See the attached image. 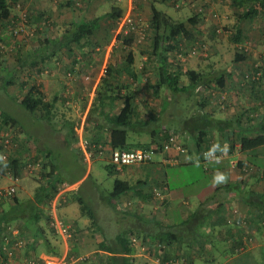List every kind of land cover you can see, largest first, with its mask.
Listing matches in <instances>:
<instances>
[{"label":"crops","instance_id":"0c3cea01","mask_svg":"<svg viewBox=\"0 0 264 264\" xmlns=\"http://www.w3.org/2000/svg\"><path fill=\"white\" fill-rule=\"evenodd\" d=\"M107 1L55 0L57 4H53L52 15L63 27L65 25L72 27L75 23L81 22L75 20L76 15L86 16L88 13L92 14L90 20L101 18L111 9L103 8L104 2ZM159 1L160 5H166L167 0ZM202 1L203 4L204 2L211 4L210 8L213 7L212 9L216 11L220 10L216 3L214 5L210 0ZM197 2L201 1L197 0ZM154 3L153 0L149 1L150 8ZM139 8L142 11V6ZM238 8L235 16L237 23L234 27V36L241 28L243 31L241 40L254 39L253 36L257 38L259 25L256 23L259 19L240 21L239 16L243 15L245 8ZM82 9H84L83 13H81ZM85 11L86 14H84ZM44 12L46 10L36 13L38 23L44 15L51 16ZM195 14L201 15L197 24L201 30L211 26L208 19L205 22L208 14L194 13L193 15ZM81 19L86 18L82 17ZM107 23L106 19L100 20L101 29L98 31L101 34H105L104 30L107 31ZM215 28L214 23L210 29L211 36L213 34L216 36L219 28ZM252 28L255 31H251ZM71 31L73 32V30L67 29L64 34L57 37L63 39L66 32ZM200 32L198 31V34ZM205 34L208 33L204 32L203 37ZM100 38L70 43L71 47H75L77 44L82 47V42L84 47L89 48L84 55L63 52L62 55L57 53L51 59L35 57L31 61L41 62L43 67L37 64L30 65L28 68L30 73L23 79L30 81L37 78L36 83L45 95V101L51 107L49 112L31 113V121H26L25 124L19 122L8 111L0 109V130L3 124L2 114H6L14 123V129L18 134L16 136L21 138V147L15 152L14 157L21 160L20 163L31 161L40 164L33 171L26 170L23 173L20 169L19 175L12 177V172L8 170L9 163L4 162L0 152V176L8 177L11 181L8 187H15L16 193L18 190L16 182L20 181V190L24 196L29 197L24 203L26 210L21 215L13 211L14 207L21 204L16 193L12 197L0 200V225L4 224L0 229V264H9L1 261L2 247L6 241L11 244L17 241L25 242V247L17 250L16 257L10 264H19L29 256L36 257L40 262H53L65 253V242L54 226V213L51 214L48 211L49 204L53 205L56 197H59L58 203L60 202L62 218L57 216V211L55 215L64 226L69 228L70 232L67 242L69 253L77 257H88L81 264H112L110 257L115 255L113 251L122 249L121 244L116 241L118 234L131 232L143 241L144 237L148 236L146 239L150 242L152 236L156 233H159L157 235L164 234L166 230L181 233L183 229L187 228L185 224H189L188 220L194 213L183 212L182 220L184 221L179 223L175 222L172 216L166 215V209L168 210L173 205L175 196L172 193L174 187L178 186L177 183L198 184L194 167L192 168L194 165L196 167L201 165L205 174L211 176V183L205 186V189L202 188L193 193L199 204L196 213L200 215L206 209L207 212L205 211L203 214L206 213L208 216L203 225L198 224L196 231H183L180 238L184 243L173 242L174 245L171 248L175 249L183 245L182 248L180 247L183 251H190L191 254H195L196 260L201 261L200 264H206V258L200 260L198 255L212 256L208 253V248L211 245L206 244L209 240H219L231 244L232 247L231 238L240 241L245 238L250 246L248 250L250 254L253 253V249L264 247V169L257 168L250 161L249 152L255 149L241 151L238 147L244 137L254 135L252 131L248 130V124L249 119L252 120L253 117L254 119L256 117L251 112L258 110V106L253 103L255 101L253 100L255 96L252 97L253 90L242 86L241 82L244 69L248 68V56H246V60L238 62H235V58L232 59L230 69L222 71L218 70L215 65L219 62L220 51L218 49L211 50L208 56L200 55V59L191 58L186 64H182L179 59L176 61L177 52H169L167 55L170 69L180 67L183 71L192 69L203 71L205 74L204 85L195 91L189 90V80L182 76L181 86L176 92L185 96H193L191 98H194L195 106L184 104L173 107L171 96L174 91L167 86L158 84L157 70L160 56L152 57L153 42L151 39L144 43H138L134 36L135 41L132 45L126 46L123 44V40L108 43L103 37L100 36ZM181 43L182 47L193 45V42L182 41ZM111 44H116L113 50H110ZM141 44H144L142 45L144 49L139 48ZM119 48H122V51ZM121 52H125L126 55L120 54ZM98 53L104 54V57H96L95 54ZM50 62L54 64V68L49 71L47 63ZM205 63L208 64L210 72L204 70L202 64ZM102 69H105L104 74ZM39 70L43 72H38ZM44 70L47 71V78L36 77L37 74H43ZM62 73L65 74L63 79ZM222 75L225 78L228 96L231 98V105L226 110L216 109L211 105L213 100L211 93L216 89V77ZM62 85L63 88H61ZM8 88L16 96L18 89L16 91L14 86ZM99 88L102 93L98 98ZM1 89H4L3 84H0ZM127 98L133 103L134 110L129 123L130 128L125 148H150L159 145L167 139L168 132L175 131L179 134L181 144L187 153L180 155V163L173 167H187L185 172L176 170L169 172L167 167L155 161L151 164L125 166L120 173L124 175L123 181L128 182L132 187L130 191L116 197L111 196L113 189L104 193L98 189L99 192L96 196L93 195L90 187L82 191L80 185L86 181L84 179L86 175L69 186L64 185L65 182L61 184V179L58 178L60 167L57 165V158L50 150L43 148L41 139H47V137H42V133H52L55 139L62 140V143L66 144L65 146L68 145V151L71 152L72 149L77 148V144L80 146V139L75 128L84 122V138H82L88 142L89 151L93 157L110 163V155L113 150L111 121L120 114ZM191 98L188 100L190 101ZM9 99L19 103L15 97ZM80 103H83L84 106H81ZM255 103L258 102L255 101ZM251 109L253 110L251 111ZM242 114H244L243 117ZM71 126L75 132L73 139H79L75 143H72L70 137ZM202 141H204L203 145L199 148L200 150H197L196 144ZM208 142L219 145L220 156L214 160L204 157L201 153L204 145ZM174 154L172 153V155ZM237 159L244 163H239L237 168H232V161ZM160 166L165 168L164 172H161ZM223 171H227L228 177L218 182L216 178L220 175L224 176ZM151 173L152 179L154 178L152 181ZM57 174L58 177L55 180ZM200 178L206 179L202 172ZM12 181L15 183L13 184ZM42 183L49 184L46 186L48 187L47 192L52 193L49 197L48 194H45L43 200L42 187L44 186ZM221 187L225 189L218 192V188ZM79 191H82L83 198L76 194ZM156 191L164 195L163 200L158 201L155 198ZM203 191L205 192L201 193ZM208 200H212V202L206 203ZM183 202L187 203L186 200ZM83 203L88 210L90 209L94 213V223L89 214L82 211ZM7 207L10 209L7 210ZM96 207H107L105 211L108 212L109 221L101 215L104 209L97 212ZM234 209H239L240 217L245 219L243 226L236 225L232 214ZM112 223L117 225L124 223V228L110 234L109 228H105L104 225ZM157 226L159 227L157 228ZM195 232H197V240H203L206 243L200 246L195 243L190 238L194 237ZM132 247L134 253L127 259H132L133 264L136 262L137 264H152V259L141 250V245L133 244ZM194 264L196 263L194 262Z\"/></svg>","mask_w":264,"mask_h":264},{"label":"rangeland","instance_id":"374dc122","mask_svg":"<svg viewBox=\"0 0 264 264\" xmlns=\"http://www.w3.org/2000/svg\"><path fill=\"white\" fill-rule=\"evenodd\" d=\"M149 1H152V0H135L134 2L135 8H136V12L134 13L135 15H137V18L140 19L139 24L143 28H146L145 32H142V33L134 32L135 38L138 43H144L150 40L149 37L151 35V32L149 31V23L151 21V8H150ZM153 1L158 6V9L166 11L169 15H171L172 17L180 21H188V18L192 16L194 13L208 14V17L205 18V22H207V19H208V22H211L210 24L211 26L214 25L215 23L216 25L215 29L219 28L220 32H217V33L215 32L216 36H214V34L213 36H211L212 34V31L210 30L211 26H207L209 28H206L204 25L205 28L202 26L204 28L203 30H201L200 26H197L196 32H197V35L199 36L196 37L197 39L195 38L196 39L195 44L200 43V42L202 43V40H203L206 47H208L209 51L215 50V49H218L220 51L219 62L215 64L217 65L216 68L218 70L225 71V70L230 69V62L232 61V59L235 58V53L237 52L236 48H238V51L240 50V52H242L241 49H239L240 46H249L251 47V50H252L247 60L248 68L244 69V73L250 70L252 64H255V63H260L261 67H263V70H264V58L261 59L258 57V51L260 50L262 43H264V20L257 19L258 21L256 24L259 25L257 29V38L253 36L254 39L244 40L242 44H237L233 32H234L235 24L237 23V18L235 16L237 15V11L239 10V8L236 5H234L231 0H210L212 4L215 5L216 3L218 8L220 9L219 11L212 9L213 7L210 8L209 5L211 4H207L205 2L203 4L202 0H200L201 2H197V0H186V1L185 0H167V2L165 3L166 5L164 4L160 5L159 0L157 1L153 0ZM53 4L54 5L57 4L55 0H21L20 2H18L17 8L13 10L11 13L12 19L14 17H18V18L15 19V21L12 20L11 25H9L10 30L6 32L8 38L5 39V43H4L6 45V48L4 50V53H6L4 60H5V67L11 69L15 73L14 80L17 81V85H14V87L16 91L18 89V91L16 92L17 97L20 96V87L18 83L21 82L23 78H26L25 76L30 73L28 70V68H30V65L27 64V62H26L27 65L25 64V66L21 68V67H17L18 66L17 61L20 55L22 58L24 57V54H27L33 49L35 50L36 48H38V43H35V41H33L34 33L39 32L42 39L47 38L51 40L54 37L64 34L67 29L74 30L75 32V29H73L72 27H69V25L68 26L65 25L63 27V25L58 23L57 18L53 17L54 16L52 15L53 9H54ZM112 5H114L113 2L111 0H108L107 2H104L103 8L108 10L111 8ZM117 5H119L121 8H123L127 12L129 0H119ZM140 6H142V11L139 8ZM40 10H46V12L44 13L45 14L48 13L51 16L44 15V17H41V19H39L40 22L38 23V18L36 16V13ZM83 10L84 9L81 10L82 11L81 13H83ZM31 14L33 15L31 16ZM84 14H86V11ZM91 16L92 14H88V13L86 14V16H84L83 14L82 16L76 15L75 20L81 21L82 17L88 20L91 18ZM21 17L25 18L28 22H29V19H32V23L31 24L27 23V25L22 24ZM21 27L24 29L23 31L19 30V28ZM17 30L18 32L19 31L20 32L16 33ZM252 30L255 31L254 28H252L251 31ZM198 31H201L200 32L201 35L200 33L198 34ZM127 32H129V30H127ZM204 32L208 33L204 35L205 37H203ZM66 33L70 34V32L69 33L66 32ZM113 34L114 35L111 36L112 38L111 42H116V36H117L116 30ZM100 36L104 38V36H107V35L101 34L99 32L97 39H101ZM81 40L84 42L88 39L86 37L81 36ZM57 45L58 44H56L55 47H58ZM81 45L82 47H80L78 44L75 45V47H71L70 45L72 50L71 49L66 50L65 48L64 50H62V52L61 51L58 52L59 53L58 55L60 54L62 55L63 52H67V53L74 52V54L76 55L77 54L84 55L85 51L89 50V48L84 47V44H82V42H81ZM115 45L116 44L114 45L111 44L110 50H113ZM142 45L144 44H141L139 48L144 49ZM192 47L193 45L182 47V43H181L180 49H182L181 52L184 54L183 58H181L182 64H186V62L191 58L200 59V55H194V56L191 55L190 50ZM121 49L119 48L120 51H122ZM35 54L36 53L34 54L31 53L30 58H35L33 57V55ZM120 54L126 55L125 52H121ZM95 56L98 58L99 57L103 58L104 54L98 53V54H95ZM179 56L180 55L177 53L176 61H178V59L180 58ZM25 59L27 58L25 57ZM31 61L32 59L29 62ZM175 63L177 64V62ZM38 65L40 67H43V64L41 62H39ZM202 66L204 70H206L207 72L211 71L210 68H208L207 63L202 64ZM47 67L49 71L53 70L54 64L51 62L47 63ZM44 71L45 72L43 74H40V75L37 74L36 77H39V78L43 77L44 79L47 78L46 77L47 71L46 70ZM101 71L103 74L105 73V69H102ZM2 74L7 75L5 74V72H2ZM63 78H65V74L62 73V79ZM34 80L33 79L30 80L29 83L37 84L36 83L37 78L35 81ZM61 88H63V85L61 86ZM247 89H251V88L247 86ZM10 90L11 89L8 87H5L4 89L0 90V109L8 111L10 114L16 117L19 120V122H23L25 124H26V121L30 122L31 113L25 110V108H23L20 103L9 99L11 97H14V93H12V90L11 91ZM100 93H102L101 88H99L98 97ZM221 93L223 92H218L217 94L213 92L211 93V97L213 98L211 105L214 106L216 109L226 110L228 106L231 105L230 104L231 98L228 96L229 93L226 94L225 98H223ZM171 97L173 98L172 100L173 107L177 105L183 106L184 104H187L189 106H193V105L195 106L194 98H191L193 96L181 95V94H178L176 91H174ZM252 97H253V93H252ZM190 98L191 100L189 101L188 99ZM223 101L225 102L223 103ZM253 103L256 104V106H258L259 109L251 112V114L253 113V115L259 116L261 105L259 102L255 103V101H253ZM82 104L80 103L81 106H84ZM253 109H251V111ZM177 110L179 111V108H177ZM45 136L47 137V139H41V143L43 144L44 149L50 150L52 154L57 158V165L58 167H60V171H59V177L57 174L55 176V180L57 179V177L60 178L61 184L65 182L64 185L69 186L70 184H72V182L79 180L84 175H86V178H84L86 179V181L82 185H80V188L82 189V191H85L86 188L88 189L90 187L93 195L96 196L97 193L99 192L98 189L102 190L103 193L110 191L111 189L114 188V183L116 180H120V181L124 180V175L120 172L115 171L113 167L111 168V163H109V161L98 159L95 157L88 160L87 158H85L86 155L83 149H81V147L78 146V144H77V148H75L74 150L72 149L71 152H69L68 151L69 146L68 145L65 146L66 144L62 143V140L59 141V139H55L52 133L43 132L42 137H45ZM70 137L73 139V136H70ZM26 143H28V141H26ZM71 144L72 143L70 142V145ZM249 155L251 156L250 161L252 164H254L257 168L264 169V145L262 147H258L255 150L250 151ZM153 159L156 163L159 162L160 155H155ZM164 167L162 166L159 167L161 172L165 171ZM193 167H194L193 170L196 175L195 178H198V182H197L198 184L190 185L188 182L177 183L178 186L174 187V190L172 193V195L175 196L173 198L174 199L173 205L172 207H169L168 210L166 209V215L168 214V216H172L175 222L181 223L184 221L182 220L183 212L184 213L191 212L192 214L193 213L195 214L198 211L199 204L196 199V196H194L193 193L199 189L201 190L202 188H204L205 186L211 183V176L205 174V172L203 171V167L201 165L197 167L196 165H194L192 166V168ZM185 168L187 167H181V166L177 168L167 167V171L171 172V171L176 170L178 172L182 171L184 173L186 170ZM199 170L203 173L206 179L200 178L201 172ZM24 171L26 170L23 169L22 172L24 173ZM223 174H224L225 179H227L228 177L227 171H223ZM151 176H152V173L150 174V179L152 181L154 180V178L152 179ZM10 182L11 181L8 179V177L0 176V189L10 186ZM12 183L14 184L15 182L12 181ZM16 184L18 186V190L16 194L18 195V198L21 201V204L19 206L14 207L13 211L16 214L21 215L26 210V205L24 203L26 202V200L29 199V197L27 195L24 196L22 191L20 190L19 187L21 185V182L20 181L16 182ZM42 186H44L42 187L43 188L42 189L43 191L42 200H43L45 198V194H48L49 196V192H47L48 187H46V186H49V184L42 183ZM82 191L76 192V194L79 197H82L83 196ZM204 192L205 191L201 193H204ZM182 199L186 200L187 203L183 202ZM48 208H49L48 211L51 214H53L54 212L53 206L49 204ZM9 209L10 208L7 207V210ZM96 209H97V212L99 210L104 209L101 215L105 216L104 218L109 221L110 217L108 215V212L105 211L107 207L105 208L96 207ZM56 211H57V216L59 218H62L60 202L58 203V208ZM193 219L194 218L192 217L188 220L190 221V223L186 224L185 227L187 228L183 229V231L186 232L188 229H190L191 231L192 228H195L194 230L197 229L198 226L197 227L195 226L196 222ZM104 226L107 229L109 228L108 232L112 234L117 231L119 232L122 228H124V223H119V225L112 223V224H106ZM150 242L147 244H150ZM143 243L146 244L145 241H143ZM206 244L211 245L208 248V253L212 255V256H207V258L209 259V262L206 260V264H264V251H262L264 247L253 249V253L250 254V252L248 253L250 246L247 245L246 250L243 253L233 254L234 248L232 249L233 246L231 247V244L229 245L225 242L214 240V239L209 240L208 243ZM176 250L177 251H173L172 254L183 253V256L184 255L186 256L185 251L180 252L178 249ZM151 251L152 252H144V253L150 256V259H152V262H151L152 264H156L155 260L157 259V257L153 256L152 253H156L158 251L155 250L154 247H152ZM194 256L195 254H193V257L191 258L193 260V263L195 262L196 264H200L199 262L201 261L196 260ZM198 257H200V260H201L205 256L204 255L201 256L200 254V256L198 255ZM211 259H213V261H210ZM190 263L191 261L189 262V264Z\"/></svg>","mask_w":264,"mask_h":264},{"label":"trees","instance_id":"16d2710c","mask_svg":"<svg viewBox=\"0 0 264 264\" xmlns=\"http://www.w3.org/2000/svg\"><path fill=\"white\" fill-rule=\"evenodd\" d=\"M20 1L21 0H0V84H3L4 88L17 85V81L14 80L15 73L11 69L5 67L4 58H5L6 53H4V50L6 48V45L4 43H5V39L8 38L6 32L10 30L9 25H11L12 20L15 21V19L18 18V17H14L12 19L11 13L13 10L17 8V4ZM113 1H114L113 2L114 5H112L111 9L105 15H103L101 18H96V19H91V20L83 19L78 24L75 23V25L72 26L73 29L75 28V32L73 30V32L71 31L70 34H65L63 36V39L61 37L52 38L51 40L47 38L42 39L39 32L34 33L33 41H35V43H38V48H36L35 50L33 49L27 54H24V57L22 58L20 55L17 61L18 62L17 67L23 68L26 62L29 65H34V66L36 64L38 65L39 63L29 62L31 59L34 60V58H30L31 53L32 54L36 53L35 55L37 56L33 55V57H39L42 59H51L52 57H54V55L64 50L65 48L66 50L68 49L72 50V48L70 47V43L80 42L81 36L86 37L88 40L93 39V38H98V33H99L98 30L101 29L100 20L106 19L108 21V23L106 24L107 31L104 30L107 36L103 39H105V41H108V43L111 42V39H112L111 36L114 35L113 31L117 30L118 22L126 14V10H124L119 5H117L119 1L118 0H113ZM231 1L238 7L242 9L245 8L243 15L239 16L240 21H242L243 19H251V20L262 19L264 20V0H231ZM200 16L201 15L195 14L191 16L188 19V21H180V20L175 19L171 15H169L166 11L158 9L155 3L152 4L151 21L149 23V31L151 32V35L149 38L153 42L152 57L155 58L156 56H160L159 58L160 64L157 70L158 84L160 86H167L171 90L177 91L181 86L180 84H181L182 76H185L188 78L189 83H190V87H189L190 91H195L204 85V81H205L204 75L205 74H203L204 73L203 71L199 72V71L192 70V69L183 71L182 69H180V67H176L172 70L170 69V66L168 64V55H167L169 52H172V51L173 52L175 51L179 54L182 50L180 49V43L182 41L193 42V45H195L194 42L197 39L196 37H198L197 32H196L197 24L199 23ZM28 23L31 24L32 19H29ZM242 32L243 31L240 28L237 32V35H235V40L237 44H242L244 42V40H241V37H243ZM134 36H135V33L131 29L129 30V32L121 31L120 33L117 34L116 40L117 41L123 40L124 45L130 46L135 41ZM56 44H58L57 45L58 47H55ZM200 46H205V43L203 42V40ZM236 49H237V52L235 53V62L242 61L244 59L246 60L247 57L245 53L240 52V50L238 51V48ZM209 53L210 51L208 50L207 54L209 55ZM25 57L27 59H25ZM252 69L253 71H255V73L259 71L262 72V76L260 80L248 81L246 79V74L249 71L248 70L244 73L241 82H242V86H245L246 88L248 86L249 88L253 90V95L255 96L254 100L260 103L261 110H260L259 116H256L255 119L253 117L252 120L249 119L248 130L252 131L254 135L249 136V137H244L242 139L241 149H240L241 151L247 150V149L248 150L256 149L264 145V70H263V67L262 68L255 67L254 64H252L250 70ZM40 71L43 72L42 70H39L38 72ZM2 72H5V74L7 75H3ZM107 72H109V70H107ZM26 80L27 79H23L21 82L18 83L20 87L21 95L18 97L14 96L15 99L18 100L19 103L22 105V107L25 108V110H27L30 113L40 114L42 112H47V111L49 112L51 107L49 106V103L45 101V95L40 90V87L37 84H31L29 83L30 81H26ZM215 82H216V89L212 91L213 93L217 94L218 92L227 91L226 90L227 85H226L225 78L223 75L216 77ZM100 96H101V93L99 97ZM203 104H204V101H203ZM133 110H134L133 103L131 102L129 98H127L125 100V105L123 109L121 110L120 114L112 119L111 124L113 126L112 127V147L113 149H127L125 148V146L127 143V135H128V131L130 128L129 123L131 120ZM243 115L244 114H242V117ZM2 119H3L2 128L4 126L12 125L11 128L13 130V134L18 135L16 134V130L14 129L13 121L6 114H2ZM71 129H72L71 136H73L75 135V132L72 126H71ZM201 136H202V133H201ZM72 141H73L72 143H75L78 141V139H72ZM203 142L204 141L198 142L196 144L197 150H200L199 148L203 145ZM20 147L17 150H19ZM15 152L11 154V157L9 158L7 163H9L8 170L12 172V174L15 177H17L20 173L19 172L20 169L25 168L26 163L24 162L20 163L21 160L19 161V159L14 157ZM239 163L243 164L244 162L239 161ZM111 167L113 166L111 165ZM131 187L132 186L128 182L116 180L114 183V188L112 190L111 196L112 197L120 196L121 194H124L130 191ZM222 189H225V188L224 187L218 188V192L221 191ZM51 194L52 193H49V196ZM208 202L211 203L212 200H208L206 203ZM82 211L87 212L94 223V218H95L94 213L90 209L88 210L85 203L82 204ZM205 211L207 212V210L205 209L200 215L195 213L192 216L194 218L193 220L196 222V225H195L196 227L198 226V224L200 225L204 224L208 216L206 213L203 214ZM2 225H0V229L2 228ZM158 227L159 226H157V228ZM194 229L195 228H192V232L197 230V229L196 230ZM182 233H183V230L181 233L173 232L172 230L169 232L168 230H166L164 234H160V235H157L159 233H156V235L151 237L152 241L150 242V247L152 248L153 247L152 245L154 244L156 245L160 244L161 252L152 253V255L156 257L160 256V258L162 259V262L164 263L168 261L170 256L171 257L173 256L172 253L173 251H177L176 249L182 252L183 249L181 248L183 245L182 246L180 245L178 246V248H175V249L171 248L174 245L173 242H176L177 244L184 243L183 239L180 238L182 237L181 236ZM196 235H197V232H195L194 237H190V238L195 243H198L199 246L205 243L203 242V240L202 241L197 240ZM132 236L133 234L131 232H125V233L117 235L116 241H118L121 244L122 249L113 251L115 255L110 257V262L112 264H133L132 259H127L129 258L128 256H131L134 253V250L132 247L133 243L131 240ZM147 237L148 236L144 237L145 242L148 240L146 239ZM231 240H232L231 243L234 246L233 254H236V253L239 254L236 249H239L242 246V239L240 241V240H235L231 238ZM150 252L152 251L150 250ZM192 257H193V254H191L190 251L189 252L186 251L187 260L189 262L191 261V263L194 264L193 260L191 259ZM204 258H206V260L209 262V259L207 258V256H205ZM210 261H213V259H211Z\"/></svg>","mask_w":264,"mask_h":264},{"label":"built area","instance_id":"2783aa9c","mask_svg":"<svg viewBox=\"0 0 264 264\" xmlns=\"http://www.w3.org/2000/svg\"><path fill=\"white\" fill-rule=\"evenodd\" d=\"M135 0H129V5H128V11L126 12L125 16L120 19L118 22L117 26V34L120 33L121 31L127 32V30H132L134 32H145L146 28H143L140 26L139 21L140 19L137 18V15H135L134 12H136V8L134 5ZM25 17V15H24ZM21 22L22 24L27 25L28 21L21 17ZM25 22V23H24ZM20 31H23L24 29L21 27L19 28ZM19 31V32H20ZM18 30L16 31V33ZM18 32V33H19ZM220 32V30H218ZM202 43H196L193 45L191 48L190 52L191 55H208L207 51L209 50L208 47L205 46H200ZM240 49L243 53H245L246 56H249L251 53V47L249 46H240ZM198 53V54H197ZM179 59L183 58V53H179ZM258 57L259 58H264V43H262L260 50L258 51ZM255 67H261L260 63H255ZM262 76V72H256L252 70H249L248 73L246 74V79L248 81L250 80H260ZM228 92L225 91L222 94L223 98H225L226 94ZM225 101H223L224 103ZM76 133L78 134L80 138V147L83 149L86 158L90 160L93 157V154L91 151L88 149V142H86L82 137H83V130H84V122L80 123L76 128ZM27 141V140H26ZM30 142V141H29ZM32 142V141H31ZM30 142V143H31ZM21 138L13 134V130L10 126H4L0 130V152L3 157L4 162H8L9 158L11 157V154L14 153L20 146H21ZM219 145L214 142H208L206 145L203 147V151L201 152L202 155L206 158H209L211 160L216 159L217 157L220 156L219 152ZM241 149V145L238 146ZM172 153H175L172 155ZM187 153V150L185 147L181 144L180 141V136L177 132L171 131L168 132L167 139L160 143L159 145L152 146L150 148H133V149H113L111 151L110 155V163L113 166V169L117 172L122 171V169L125 166L128 165H143V164H151L154 161V156L155 155H160V164L165 167H173L176 166L180 163V155H184ZM239 160H234L231 163L232 168H236L238 166ZM40 166L38 162H31L29 161L26 163V166L24 170L28 171H33L35 167ZM23 170V169H22ZM13 175V174H12ZM14 177V175L12 176ZM16 193L15 187H6V188H1L0 189V200H3L8 197L14 196ZM58 198L54 200L53 203V213H54V226L59 233V235L63 238L65 242V253L59 257L57 260L53 262H48V261H38L36 257L29 256L25 258L23 261H21L19 264H81L84 261L88 259L87 256H74L69 253L68 249V244L67 240L70 238V232L69 228L64 226V224L59 221L57 216L55 215L56 213V204L58 203ZM155 198L159 200L164 199V195L156 191V196ZM157 201V202H158ZM233 218H235V223L238 226H243L244 225V218L240 217V211L239 209H234L233 212ZM230 222V221H229ZM132 243L133 244H139L141 245V249L143 252H150L152 249L150 247V244L148 241L143 243L141 239H139L137 236L133 235L131 237ZM248 245L247 240L244 238L242 239V246L239 249H236L238 253H242L246 250V246ZM155 250L158 252H161V245H152ZM25 247V242L24 241H17L16 243H9L6 241L2 247V257L1 261L3 263H11L14 261L16 257V253L18 249L24 248ZM156 264H189V261L187 260L186 256H183V253H174L173 256L168 259L166 262H162V259L160 256L157 257L155 260ZM192 264V263H190Z\"/></svg>","mask_w":264,"mask_h":264},{"label":"clouds","instance_id":"9594fccd","mask_svg":"<svg viewBox=\"0 0 264 264\" xmlns=\"http://www.w3.org/2000/svg\"><path fill=\"white\" fill-rule=\"evenodd\" d=\"M217 181L220 182V181H223L225 179L224 176L220 175V176H217Z\"/></svg>","mask_w":264,"mask_h":264}]
</instances>
